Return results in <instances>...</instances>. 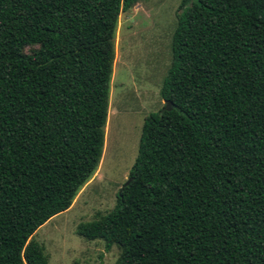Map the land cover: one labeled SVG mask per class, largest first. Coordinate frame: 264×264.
Returning a JSON list of instances; mask_svg holds the SVG:
<instances>
[{
  "label": "trees",
  "instance_id": "16d2710c",
  "mask_svg": "<svg viewBox=\"0 0 264 264\" xmlns=\"http://www.w3.org/2000/svg\"><path fill=\"white\" fill-rule=\"evenodd\" d=\"M138 1L0 0V264H48L30 237L101 159ZM159 96L114 206L75 233L115 264H264V0H180Z\"/></svg>",
  "mask_w": 264,
  "mask_h": 264
},
{
  "label": "rangeland",
  "instance_id": "374dc122",
  "mask_svg": "<svg viewBox=\"0 0 264 264\" xmlns=\"http://www.w3.org/2000/svg\"><path fill=\"white\" fill-rule=\"evenodd\" d=\"M180 0H140L117 16L109 106L101 159L69 207L40 225L30 239L48 264H115L119 249L75 233L80 222L114 206L136 155L143 118L163 106L159 88L170 61V38Z\"/></svg>",
  "mask_w": 264,
  "mask_h": 264
},
{
  "label": "water",
  "instance_id": "95a60500",
  "mask_svg": "<svg viewBox=\"0 0 264 264\" xmlns=\"http://www.w3.org/2000/svg\"><path fill=\"white\" fill-rule=\"evenodd\" d=\"M163 105H164V107H165L166 109H169V106H168V102H167V101L163 100ZM128 181H129V178H127L123 184L125 185ZM121 187H122V186H121ZM121 187H120V188H121Z\"/></svg>",
  "mask_w": 264,
  "mask_h": 264
}]
</instances>
